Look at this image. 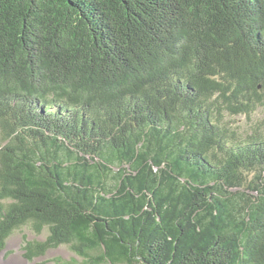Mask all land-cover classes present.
<instances>
[{"label":"trees","instance_id":"obj_1","mask_svg":"<svg viewBox=\"0 0 264 264\" xmlns=\"http://www.w3.org/2000/svg\"><path fill=\"white\" fill-rule=\"evenodd\" d=\"M264 0H0V249L264 264Z\"/></svg>","mask_w":264,"mask_h":264},{"label":"rangeland","instance_id":"obj_2","mask_svg":"<svg viewBox=\"0 0 264 264\" xmlns=\"http://www.w3.org/2000/svg\"><path fill=\"white\" fill-rule=\"evenodd\" d=\"M258 121L264 122V109H257L254 115L250 118L239 116L233 120L234 126L243 133H246L249 130V127ZM45 236V233H42L39 236L35 235L29 231L28 227H23L13 232V234L6 241L4 249H0V254H4V261L20 254L22 259L26 260L29 264H84L83 258L71 253L66 246L49 249L43 257L41 256L28 260L26 252L23 249L26 241H42L45 239Z\"/></svg>","mask_w":264,"mask_h":264},{"label":"bare ground","instance_id":"obj_3","mask_svg":"<svg viewBox=\"0 0 264 264\" xmlns=\"http://www.w3.org/2000/svg\"><path fill=\"white\" fill-rule=\"evenodd\" d=\"M3 257L4 254H0V264H29L26 260L22 259L20 254L5 261L3 260Z\"/></svg>","mask_w":264,"mask_h":264}]
</instances>
